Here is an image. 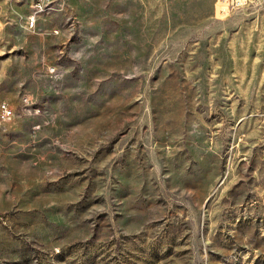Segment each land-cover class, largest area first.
<instances>
[{
  "label": "rangeland",
  "instance_id": "obj_1",
  "mask_svg": "<svg viewBox=\"0 0 264 264\" xmlns=\"http://www.w3.org/2000/svg\"><path fill=\"white\" fill-rule=\"evenodd\" d=\"M32 1L0 0V264H264V0Z\"/></svg>",
  "mask_w": 264,
  "mask_h": 264
},
{
  "label": "built area",
  "instance_id": "obj_2",
  "mask_svg": "<svg viewBox=\"0 0 264 264\" xmlns=\"http://www.w3.org/2000/svg\"><path fill=\"white\" fill-rule=\"evenodd\" d=\"M58 0H36L32 1L29 14L26 19V28L34 30L37 27V20L45 14V6H55ZM224 3L228 0H222ZM246 0H235L237 4H242ZM56 2V4H55ZM57 33L56 30H54ZM24 103L27 99L24 98ZM14 116L13 109L7 103H0V119L2 121H9Z\"/></svg>",
  "mask_w": 264,
  "mask_h": 264
},
{
  "label": "bare ground",
  "instance_id": "obj_3",
  "mask_svg": "<svg viewBox=\"0 0 264 264\" xmlns=\"http://www.w3.org/2000/svg\"><path fill=\"white\" fill-rule=\"evenodd\" d=\"M45 7H50L51 8V6H45ZM46 9V8H45ZM49 9V8H48ZM51 11V10H50ZM46 13V12H45Z\"/></svg>",
  "mask_w": 264,
  "mask_h": 264
}]
</instances>
